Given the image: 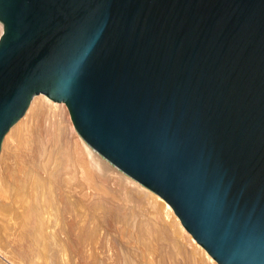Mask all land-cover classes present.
<instances>
[{"label": "water", "instance_id": "95a60500", "mask_svg": "<svg viewBox=\"0 0 264 264\" xmlns=\"http://www.w3.org/2000/svg\"><path fill=\"white\" fill-rule=\"evenodd\" d=\"M0 146L43 93L218 264H264V0H0Z\"/></svg>", "mask_w": 264, "mask_h": 264}, {"label": "bare ground", "instance_id": "6f19581e", "mask_svg": "<svg viewBox=\"0 0 264 264\" xmlns=\"http://www.w3.org/2000/svg\"><path fill=\"white\" fill-rule=\"evenodd\" d=\"M0 253L15 264H218L43 93L1 142Z\"/></svg>", "mask_w": 264, "mask_h": 264}, {"label": "rangeland", "instance_id": "374dc122", "mask_svg": "<svg viewBox=\"0 0 264 264\" xmlns=\"http://www.w3.org/2000/svg\"><path fill=\"white\" fill-rule=\"evenodd\" d=\"M55 102H58V103H63L64 105H65V103L64 102H62V101H55ZM65 107H66V105H65ZM66 109H67V107H66ZM67 112H68V110H67ZM68 115H69V113H68ZM69 118H70V116H69ZM70 121H71V119H70ZM73 125V124H72ZM74 127V126H73ZM75 129V128H74ZM77 132V131H76ZM78 133V132H77ZM79 134V133H78ZM80 136V135H79ZM81 137V136H80ZM82 138V137H81ZM83 139V138H82ZM84 140V139H83ZM85 141V140H84ZM86 142V141H85ZM100 154V153H99ZM101 155V154H100ZM102 156V155H101ZM103 157V156H102ZM106 159V158H105ZM107 160V159H106ZM108 161V160H107ZM109 162V161H108ZM111 165H113L111 162H109ZM113 166H115V165H113ZM118 170H120L118 167H116ZM120 171H122V170H120ZM123 172V171H122ZM123 173H125V172H123ZM126 174V173H125ZM126 175H128V174H126ZM129 176V175H128ZM131 177V176H130ZM0 258L1 259H3L2 261L4 262V263H7V264H15V263H13L11 260H9V259H7L4 255H2L1 253H0Z\"/></svg>", "mask_w": 264, "mask_h": 264}]
</instances>
